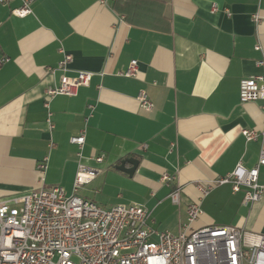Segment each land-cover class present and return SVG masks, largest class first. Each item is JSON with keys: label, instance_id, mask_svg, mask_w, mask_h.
<instances>
[{"label": "crops", "instance_id": "crops-1", "mask_svg": "<svg viewBox=\"0 0 264 264\" xmlns=\"http://www.w3.org/2000/svg\"><path fill=\"white\" fill-rule=\"evenodd\" d=\"M23 1H0L1 198L55 185L70 194L83 162L100 173L80 196L106 208L144 205L158 230L178 233L199 202L193 228L264 234V194L245 203L230 183L205 195L196 187L258 162L264 135L247 140L242 130L264 129V100L243 102L239 89L243 77L264 74V0H32L18 16ZM132 59L137 76L120 74ZM81 70L94 73L90 84L46 107V89ZM142 90L153 109L140 106ZM82 133L81 148L70 138ZM126 158L137 159L131 173L119 168Z\"/></svg>", "mask_w": 264, "mask_h": 264}, {"label": "built area", "instance_id": "built-area-1", "mask_svg": "<svg viewBox=\"0 0 264 264\" xmlns=\"http://www.w3.org/2000/svg\"><path fill=\"white\" fill-rule=\"evenodd\" d=\"M7 2L8 0H0ZM32 0L12 12L18 16L31 13ZM258 22L260 17L254 14ZM259 47V46H258ZM72 54L65 53L58 68L66 71ZM264 65V60L258 62ZM138 60L132 59L120 74L137 76ZM92 71L81 70L76 75L65 72L58 85L45 91V105L57 95L75 96L93 78ZM240 99L243 102L264 100V74L240 80ZM146 110L154 107L146 91L137 96ZM89 108L92 110L93 105ZM51 127L53 125L51 124ZM247 140H257L264 129L243 128ZM70 142L82 148L85 135H73ZM104 153L94 156L103 162ZM47 157L39 164L46 169ZM264 165V144L258 162L246 168L238 162L226 176L198 181L202 195L215 185L230 183L234 191H243L245 203L262 198L264 186L259 182ZM100 169L79 162L73 190L68 194L61 185L33 189L10 197H0V264H264V234H252L234 225L210 224L193 228L203 210L199 202L187 207V222L178 233L158 230L149 224L151 211L141 204H117L106 208L79 195L85 184L98 177ZM163 180L172 179L164 174ZM180 188L171 193L179 202Z\"/></svg>", "mask_w": 264, "mask_h": 264}, {"label": "water", "instance_id": "water-1", "mask_svg": "<svg viewBox=\"0 0 264 264\" xmlns=\"http://www.w3.org/2000/svg\"><path fill=\"white\" fill-rule=\"evenodd\" d=\"M127 161L133 164V166L131 168H126L125 167V164H126ZM136 165H137V159H135V158H126L125 160L122 161V163L119 166V168L120 169H124V170H126V171L131 173L132 171L135 170Z\"/></svg>", "mask_w": 264, "mask_h": 264}]
</instances>
